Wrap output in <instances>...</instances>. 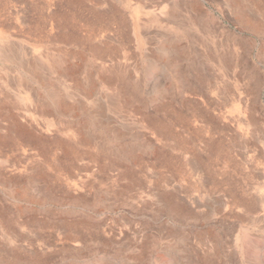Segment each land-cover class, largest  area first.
<instances>
[{"label": "rangeland", "instance_id": "rangeland-1", "mask_svg": "<svg viewBox=\"0 0 264 264\" xmlns=\"http://www.w3.org/2000/svg\"><path fill=\"white\" fill-rule=\"evenodd\" d=\"M0 264H264V0H0Z\"/></svg>", "mask_w": 264, "mask_h": 264}]
</instances>
